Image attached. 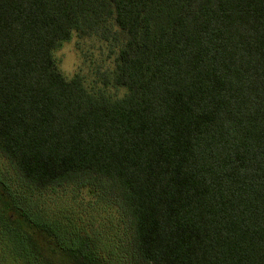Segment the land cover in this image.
<instances>
[{
	"label": "trees",
	"instance_id": "1",
	"mask_svg": "<svg viewBox=\"0 0 264 264\" xmlns=\"http://www.w3.org/2000/svg\"><path fill=\"white\" fill-rule=\"evenodd\" d=\"M74 36L119 47L122 97L63 75ZM0 158L102 220L46 213L0 169L24 264H264V0H0Z\"/></svg>",
	"mask_w": 264,
	"mask_h": 264
},
{
	"label": "rangeland",
	"instance_id": "2",
	"mask_svg": "<svg viewBox=\"0 0 264 264\" xmlns=\"http://www.w3.org/2000/svg\"><path fill=\"white\" fill-rule=\"evenodd\" d=\"M119 47L113 43L103 42L96 38L81 39L74 36L71 41L65 43L61 49L55 53L58 66L63 75L71 79L76 74L83 76L87 87L98 92L106 90L111 96L120 98L125 94L124 89L117 90L112 86L105 87L103 79L105 76L111 78L115 68V58L118 55ZM0 169L6 174L16 193L29 201L36 202L46 213L66 210L77 217H83L87 223L96 224L102 220L93 219V207L96 206V198L89 197L85 193L79 195L75 191L68 189L57 193L28 194L25 192L15 178V174L9 169L7 163L0 158ZM34 204H31L33 206ZM36 206V205H35ZM37 209L36 207H33ZM102 208V206H101ZM100 209V207H98ZM106 215V211H102ZM13 218V214H11ZM0 224V264H24L23 261L16 259L12 246L7 242L1 232ZM113 239V233L110 234ZM43 244L44 237L36 236L34 241ZM37 243V244H38Z\"/></svg>",
	"mask_w": 264,
	"mask_h": 264
}]
</instances>
